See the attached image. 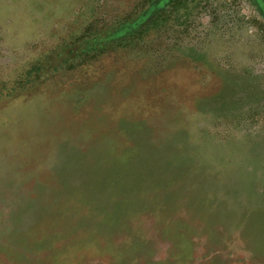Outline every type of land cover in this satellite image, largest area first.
Masks as SVG:
<instances>
[{
    "label": "rangeland",
    "instance_id": "rangeland-1",
    "mask_svg": "<svg viewBox=\"0 0 264 264\" xmlns=\"http://www.w3.org/2000/svg\"><path fill=\"white\" fill-rule=\"evenodd\" d=\"M0 264H264V0H0Z\"/></svg>",
    "mask_w": 264,
    "mask_h": 264
}]
</instances>
